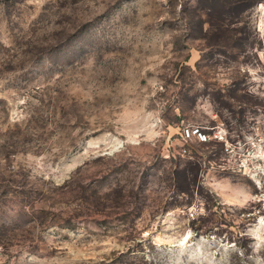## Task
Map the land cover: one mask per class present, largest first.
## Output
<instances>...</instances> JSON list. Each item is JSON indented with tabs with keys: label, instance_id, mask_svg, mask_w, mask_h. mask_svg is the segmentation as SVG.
Segmentation results:
<instances>
[{
	"label": "rangeland",
	"instance_id": "374dc122",
	"mask_svg": "<svg viewBox=\"0 0 264 264\" xmlns=\"http://www.w3.org/2000/svg\"><path fill=\"white\" fill-rule=\"evenodd\" d=\"M0 264H264V0H0Z\"/></svg>",
	"mask_w": 264,
	"mask_h": 264
},
{
	"label": "built area",
	"instance_id": "2783aa9c",
	"mask_svg": "<svg viewBox=\"0 0 264 264\" xmlns=\"http://www.w3.org/2000/svg\"><path fill=\"white\" fill-rule=\"evenodd\" d=\"M188 132H189V129H188ZM194 134H198L200 137L201 136H206L205 133L201 132L199 129H196L195 131H193Z\"/></svg>",
	"mask_w": 264,
	"mask_h": 264
}]
</instances>
